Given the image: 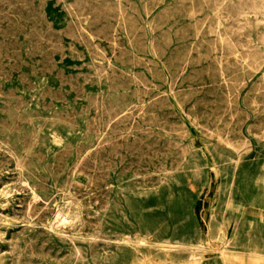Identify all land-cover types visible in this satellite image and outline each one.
I'll use <instances>...</instances> for the list:
<instances>
[{
  "label": "rangeland",
  "instance_id": "obj_1",
  "mask_svg": "<svg viewBox=\"0 0 264 264\" xmlns=\"http://www.w3.org/2000/svg\"><path fill=\"white\" fill-rule=\"evenodd\" d=\"M78 1L0 0V264H264V0Z\"/></svg>",
  "mask_w": 264,
  "mask_h": 264
},
{
  "label": "bare ground",
  "instance_id": "obj_2",
  "mask_svg": "<svg viewBox=\"0 0 264 264\" xmlns=\"http://www.w3.org/2000/svg\"><path fill=\"white\" fill-rule=\"evenodd\" d=\"M79 1H80V0H79ZM79 1H78V2H79ZM94 1H95V0H94ZM101 1H102V0H101ZM105 1H106V0H105ZM110 1H111V0H110ZM193 1H194V0H193ZM203 1H204V0H203ZM80 2H81V1H80ZM97 2H98V1H97ZM97 2H96V4H97ZM106 2H107V1H106ZM111 2H113V1H111ZM242 2H243V1H242ZM59 3H60V2H59ZM82 3H83V1H82ZM191 3H192V2H191ZM57 4H58V3H57ZM74 4H75V3H74ZM79 4H80V3H79ZM79 4H78V5H79ZM83 4H84V3H83ZM83 4H82V5H83ZM96 4H95V5H96ZM101 4H102V3H101ZM105 4H106V3H105ZM118 4H119V3H118ZM118 4H117V5H118ZM205 4H206V1H205ZM87 5H88V4H87ZM103 5H104V4H103ZM103 5H102V6H103ZM107 5H108V2H107ZM114 5H115V4H114ZM67 6H68V5H67ZM71 6H72V5H71ZM79 6H81V5H79ZM84 6H85V5H83V7H84ZM91 6H92V4H91ZM110 6H111V5H110ZM192 6H193V5H192ZM252 6H253V5H252ZM255 6H256V5H255ZM68 7H69V6H68ZM68 7H67V8H68ZM106 7H107V6H106ZM106 7H105V9H106ZM146 7H147V6H146ZM247 7H248V6H247ZM247 7H246V9H247ZM22 8H23V7H22ZM88 8H89V7H88ZM88 8H87V9H88ZM90 8H91V7H90ZM96 8H97V7H95V9H96ZM130 8H131V7H130ZM241 8H242V7H241ZM25 9L27 10V8H25ZM44 9H45V8H44ZM83 9H85V7H84ZM91 9H92V8H91ZM95 9H94V10H95ZM101 9H102V8H101ZM109 9H110V8H108V10H109ZM121 9H122V8H121ZM146 9H147V8H146ZM67 10H69V9H67ZM70 10H71V9H70ZM70 10H69V11H70ZM74 10H75V8H74ZM77 10H78V9H77ZM113 10H114V9H113ZM116 10H117V9H116ZM127 10H128V9H127ZM130 10H131V9H130ZM223 10H225V9H223ZM223 10H222V11H223ZM71 11H72V10H71ZM97 11H98V9H97ZM117 11H118V10H117ZM147 11H148V10H147ZM232 11H233V10H232ZM232 11H231V13H233ZM72 12H73V11H72ZM79 12H80V11H79ZM82 12H83V11H81V13H82ZM90 12H92V11L89 10V14H90ZM102 12H103V11H102ZM121 12H122V11H121ZM223 12H224V11H223ZM253 12H254V11H253ZM77 13H78V11H77ZM81 13H80V14H81ZM96 13L98 14V12H96ZM99 13H100V12H99ZM103 13H104V12H103ZM110 13H111V12H110ZM112 13H113V12H112ZM226 13H227V12H226ZM78 14H79V13H78ZM82 14H83V13H82ZM86 14H87V13H86ZM234 14H235V13H234ZM70 15H71V14H70ZM93 15L95 16V14H93ZM98 15H100V14H98ZM98 15H97V17H98ZM101 15H102V14H101ZM107 15H108V13H107ZM107 15H106V16H107ZM121 15H122V14H121ZM194 15H195V14H194ZM200 15H201V14H200ZM74 16H76V15H74ZM80 16H81V15H80ZM117 16H118V15H117ZM119 16H120V15H119ZM234 16H235V15H234ZM72 17H73V13H72ZM97 17H96V18H97ZM99 17H100V16H99ZM107 17H108V16H107ZM113 17H114V16H113ZM124 17H125V16H124ZM147 17H148V16H147ZM100 18H101V17H100ZM102 18H103V17H102ZM105 18H106V17H105ZM109 18L112 19L110 16H109ZM120 18H121V17H120ZM239 18H240V17H239ZM107 19H108V18H107ZM110 19H109V20H110ZM118 19H119V18H118ZM225 19H226V18H225ZM229 19H230V18H229ZM242 19H243V18H242ZM97 20H98V19H97ZM101 20H102V19H101ZM114 20H116V19H114ZM120 20H121V19H120ZM243 20H244V19H243ZM79 21H80V20H79ZM110 21H111V20H110ZM236 21H237V19H236ZM239 21H240V20H239ZM92 22H94V21H92ZM108 22H109V21H108ZM118 22H119V21H118ZM28 23H29V22H28ZM30 23H31V22H30ZM80 23H82V22H80ZM97 23H98V22H97ZM99 23H100V21H99ZM102 23H103V22H102ZM25 24H26V23H25ZM33 24H34V23H33ZM33 24H32V25H33ZM68 24H69V23H68ZM70 24H71V23H70ZM90 24H91V22H90ZM75 25H77V24H75ZM249 25H250V24H249ZM111 26H112V25H111ZM117 26H118V25H117ZM14 27H15V26H14ZM195 27H196V26H195ZM10 28H11V27H10ZM33 28H34V27H33ZM35 28H36V27H35ZM40 28H41V27H40ZM80 28H81V27H80ZM89 28H90V26H89ZM239 28H240V27H239ZM249 29H250V28H249ZM12 30H14V29H12ZM19 30H20V29H19ZM130 30H131V29H130ZM211 30H212V29H211ZM14 31H15V30H14ZM29 31H30V30H29ZM237 31H238V30H237ZM41 32H42V31H41ZM64 32H65V30H64ZM239 32H241V31H239ZM152 33H153V32H152ZM30 34H31V33H30ZM38 34H39V32H38ZM220 34H221V33H220ZM65 35H66V34H65ZM92 35H93V34H92ZM104 35H105V34H104ZM146 35H147V34H146ZM214 35H215V33H214ZM67 36H68V35H67ZM69 36H70V35H69ZM220 36H221V35H220ZM33 37H34V36H33ZM43 37H44V36H43ZM45 37H46V36H45ZM48 37H49V36H48ZM50 37H51V36H50ZM75 37H76V36H75ZM80 37H81V36H80ZM83 37H84V36H83ZM83 37H82V38H83ZM86 37H87V36H86ZM40 38H41V37H40ZM87 38L89 39V37H87ZM90 38H91V37H90ZM127 38H128V37H127ZM27 39H28V38H27ZM44 39H45V38H44ZM48 39H49V38H48ZM68 39H70V38H68ZM76 39H77V37H76ZM226 39H227V38H226ZM229 39H231V37H230ZM18 40H19V39H18ZM36 40H37V39H36ZM61 40H62V39H61ZM73 40H75V39H73ZM77 40H78V39H77ZM77 40H76V41H77ZM83 40H84V39H83ZM90 40H91V39H90ZM47 41H48V40H47ZM49 41H50V40H49ZM79 41H80V40H79ZM88 41H89V40H88ZM225 42H226V41H225ZM225 42H224V43H225ZM228 42H229V41H228ZM48 43H49V42H48ZM50 43H51V42H50ZM86 43H87V42H86ZM263 43H264V42H263ZM51 44H52V43H51ZM89 44H90V43H89ZM226 44H227V43H226ZM7 45H8V44H7ZM35 45H36V44H35ZM35 45H34V46H35ZM86 45H87V44H86ZM91 45H92V44H91ZM94 45H95V44H94ZM134 45H135V44H134ZM39 46H40V45H39ZM73 46H74V45H73ZM228 46H229V44H228ZM230 46H231V45H230ZM230 46H229V48H231ZM250 46H251V45H250ZM250 46H249V47H250ZM55 47H56V46H55ZM201 47H202V46H201ZM243 47H244V46H243ZM53 48H54V47H53ZM224 48H225V47H224ZM229 48H228V49H229ZM98 49H100V48H98ZM131 49H132V48H131ZM231 49H232V48H231ZM233 49H234V48H233ZM35 50H36V49H34V52H35ZM92 50H93V49H92ZM95 50H96V49H95ZM103 50H104V49H103ZM223 50H224V49H223ZM70 51H71V50H70ZM191 51H192V50H191ZM238 51H239V50H238ZM28 52H29V51H28ZM37 52L39 53V51H37ZM37 52H36V53H37ZM229 52L231 53L230 49H229ZM18 53H19V52H18ZM153 53H154V52H153ZM233 53H234V52H233ZM235 53H236V52H235ZM245 53H247V52H245ZM252 53H253V52H252ZM254 53H255V52H254ZM55 54H56V53H55ZM191 54H192V53H191ZM212 54H213V53H212ZM78 55H79V54H78ZM92 55H93V54H92ZM98 55H99V53H98ZM32 56H33V55H32ZM154 56H155V55H154ZM222 56H223V55H222ZM232 56H233V55H232ZM237 56H240V55H237ZM237 56H234V57H237ZM259 56H260V55H259ZM94 57H95V56H94ZM155 57H156V56H155ZM240 57H241V56H240ZM96 58H97V57H96ZM100 58H101V57H100ZM238 58H239V57H238ZM257 58H259V57H257ZM20 59H21V58H20ZM133 59H134V58H133ZM234 60H235V59H234ZM257 60H258V59H257ZM208 61H209V60H208ZM247 61H249V60H247ZM255 61H256V60H255ZM24 63H25V62H24ZM140 63H141V62H140ZM217 63H218V62H217ZM15 64H16V62H15ZM50 64H52V63H50ZM238 64H239V62H238ZM247 65H248V64H247ZM148 66H149V65H148ZM187 66H188V65H187ZM54 69H55V68H54ZM54 69H53V70H54ZM41 71H42V70H41ZM209 71H210V70H209ZM37 72H38V71H37ZM5 73H6V72H5ZM52 73H53V72H52ZM99 73H102V72H99ZM221 73H222V72H221ZM49 74H50V72H49ZM105 74H106V73H105ZM101 77H102V76H101ZM109 77H110V76H109ZM222 77H223V76H222ZM98 79H99V78H98ZM224 79H225V78H224ZM244 82H245V81H244ZM61 83H62V82H61ZM30 86H31V85H30ZM142 86H143V85H142ZM111 89H112V88H111ZM260 90H261V88H260ZM110 91H111V90H110ZM83 92H84V91H83ZM113 92H114V91H113ZM84 93H85V92H84ZM1 94H2V93H1ZM46 96H47V95H46ZM228 96H229V95H228ZM12 97H13V96H12ZM47 97H48V96H47ZM47 97H46V98H47ZM20 98H21V97H20ZM43 100H44V99H43ZM92 100H94V99H92ZM97 100H98V99H97ZM20 102H21V101H20ZM94 102H95V101H94ZM102 102H103V101H102ZM229 102H230V101H229ZM232 103H233V102H232ZM91 104H94V103H91ZM103 104H104V103H103ZM253 104H255V103H253ZM22 105H23V104H22ZM97 105H99V104H97ZM97 105H96V106H97ZM255 107H257V106H255ZM45 109H46V108H45ZM99 109H100V108H99ZM193 110H194V109H193ZM73 113H74V112H73ZM96 113H97V112H96ZM96 113H95V114H96ZM83 114H84V113H83ZM102 114H103V112H102ZM104 114H105V113H104ZM72 116H73V115H72ZM62 117H63V116H62ZM65 117H66V116H65ZM70 117H71V116H70ZM96 117H97V115H96ZM71 118H72V117H71ZM108 118H109V117H108ZM110 118H111V116H110ZM110 118H109V119H110ZM190 118H191V117H190ZM112 119H113V118H112ZM75 120H76V118H75ZM92 121H93V120H92ZM111 121H112V120H111ZM70 122H71V121H70ZM195 122H196V121H195ZM73 123H74V122H73ZM73 123H72V124H73ZM93 123H94V122H93ZM31 124H32V123H31ZM69 124H70V123H69ZM108 124H109V123H108ZM108 124H107L106 126H108ZM70 125H71V124H70ZM96 125H97V124H96ZM90 127H91V126H90ZM90 127H89V128H90ZM92 128H93V127H92ZM99 128H100V127H99ZM103 128H104V127H103ZM90 129H91V128H90ZM109 129H110V128H109ZM202 129H203V128H202ZM97 130H98V129H97ZM100 130H101V129H100ZM89 131H90V130H89ZM170 131H171V130H170ZM206 131H207V130H206ZM208 131H209V130H208ZM107 132H108V131H107ZM171 132H172V131H171ZM91 133H92V132H91ZM91 133H90V134H91ZM94 133H95V132H94ZM210 134H211V133H210ZM223 134H224V133H223ZM33 135H34V134H33ZM107 135H108V134H107ZM111 135H112V134H111ZM167 135H168V134H167ZM228 135H229V134H228ZM109 136H110V135H109ZM164 136H165V135H164ZM32 138H33V137H32ZM106 138H107V137H106ZM109 138H110V137H109ZM218 138H219V137H218ZM102 139H103V138H102ZM103 140H104V139H103ZM103 140H102V141H103ZM220 140H221V138H220ZM220 140L218 139V141H220ZM245 140H246V139H245ZM110 141H111V140H110ZM118 141H119V140H118ZM246 141H247V140H246ZM120 142H121V141H120ZM227 142H228V141H227ZM100 143H101V142H100ZM109 143H110V142H109ZM170 143H171V142H170ZM228 143H229V142H228ZM30 144H31V143H30ZM116 144H117V143H116ZM220 144H221V143H220ZM226 145H227V143H226ZM226 145H225V146H226ZM98 146H100V145H98ZM107 147H108V145H107ZM228 147H229V146H228ZM237 147H238V145H237ZM104 148H105V147H104ZM226 148H227V147H226ZM206 149H207V148H206ZM234 149L236 150V147H234ZM238 149H239V148H238ZM95 151H96V150H95ZM65 152H66V151H65ZM70 152H71V151H70ZM97 152H98V151H97ZM234 152H236V151H234ZM98 153H99V152H98ZM87 157H88V156H87ZM77 158H78V157H77ZM86 159H87V158H86ZM77 160H78V159H77ZM84 161H85V160H84ZM26 162H27V161H26ZM21 164H22V163H21ZM16 167H17V166H16ZM78 167H81V166H78ZM23 170H24V169H23ZM77 170H78V169H77ZM22 172H23V171H22ZM83 174H85V173H83ZM170 174H171V173H170ZM170 174H169V175H170ZM169 175H168V176H169ZM172 175H173V174H172ZM215 178H216V177H215ZM75 184H76V183H75ZM103 184H104V183H103ZM77 185H78V184H77ZM55 186H56V185H55ZM26 188H27V187H26ZM80 188H81V187H80ZM35 189H36V186H35ZM219 189H220V188H219ZM41 190H42V189H41ZM31 191H32V190H31ZM45 191H46V190H45ZM34 193H35V191H34ZM86 195H87V194H86ZM36 197H37V196H36ZM33 198H34V197H33ZM37 201H38V200H37ZM53 201H54V200H53ZM31 202H32V201H31ZM34 202H35V201H34ZM35 203H36V202H35ZM43 203H44V202H43ZM214 203H216V202H214ZM25 204H26V203H25ZM31 204H32V203H31ZM33 204H34V203H33ZM21 205H22V204H21ZM29 207H30V206H29ZM48 207H49V206H48ZM34 208L36 209V206H35ZM46 208H47V207H46ZM30 209H31V207H30ZM70 210H71V206H70V204H64V205L61 206V208H60V213H59V214H62V218H63L64 222L67 221L68 216H69V213H70ZM52 211H53V210H52ZM57 211H58V210H57ZM29 212H30V211H29ZM97 215H98V214H97ZM25 216H26V215H25ZM32 217H33V216H32ZM34 217H35V216H34ZM39 217H40V216H39ZM60 223H61V222H60ZM66 223H67V222H66ZM72 225H73V224H72ZM64 226H65V225H64ZM51 229H52V228H51ZM24 230H25V229H24ZM50 231H51V230H50ZM71 231H72V230H71ZM53 232H54V231H53ZM67 234H68V233H67ZM100 236H101V235H100ZM68 237H69V236H68ZM60 238H61V237H60ZM96 238H97V237H96ZM98 238H99V237H98ZM98 238H97V239H98ZM73 239H74V238H73ZM129 239H130V238H129ZM93 240H94V239H93ZM93 240H92V241H93ZM93 242H94V241H93ZM83 243H85V242H83ZM90 243H91V242H90ZM168 243H170V242H168ZM24 244H25V243H24ZM95 244H96V243H95ZM73 245H74V244H73ZM30 246H31V245H30ZM95 246H96V245H95ZM97 246H98V245H97ZM107 246H108V245H107ZM32 249H33V248H32ZM74 249H75V248H74ZM13 250H14V249H13ZM72 250H73V249H72ZM92 250H93V249H92ZM92 250H90V251H92ZM15 251H16V250H15ZM78 251H79V250H78ZM81 253H82V252H81ZM81 255H82V254H81ZM33 256H34V255H33ZM79 256H80V255H79ZM79 256H78V257H79ZM80 258H81V257H80ZM17 262H18V261H17Z\"/></svg>",
  "mask_w": 264,
  "mask_h": 264
}]
</instances>
